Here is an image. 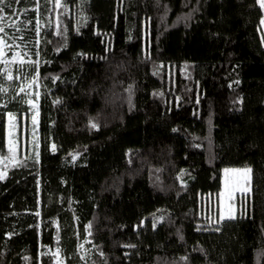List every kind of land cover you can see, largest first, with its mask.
<instances>
[{
  "label": "trees",
  "instance_id": "trees-1",
  "mask_svg": "<svg viewBox=\"0 0 264 264\" xmlns=\"http://www.w3.org/2000/svg\"><path fill=\"white\" fill-rule=\"evenodd\" d=\"M0 8L31 58L12 79L0 62V155L6 111L28 112L19 71L40 84L38 159L0 176V264H264L259 0ZM228 167L251 169L250 192L216 222L204 200Z\"/></svg>",
  "mask_w": 264,
  "mask_h": 264
},
{
  "label": "rangeland",
  "instance_id": "rangeland-1",
  "mask_svg": "<svg viewBox=\"0 0 264 264\" xmlns=\"http://www.w3.org/2000/svg\"><path fill=\"white\" fill-rule=\"evenodd\" d=\"M60 0H55L58 4ZM264 10V8H262ZM22 17L20 13L11 15H0V62L8 72V77L13 72V63H23L30 60L29 52L23 45L25 39L20 32ZM261 36L264 41V16L261 19ZM42 22L37 16L36 31L39 33ZM21 77L18 81L17 93H22L25 98L28 112H22L20 117L16 112L6 111L5 113V146L6 152L0 155V176L6 171L22 163L24 160L38 159L39 155V89L40 84L37 74L31 75L22 68L19 71ZM12 79V78H10ZM15 153L14 160H7L6 157ZM248 167H228L223 170L221 177V188L217 195L205 198L204 211L208 217L219 222L224 217H233L238 210L246 205L247 196L250 192V173L244 171ZM77 249L82 258L87 253V239L79 238ZM57 260H62L58 247L53 249Z\"/></svg>",
  "mask_w": 264,
  "mask_h": 264
},
{
  "label": "snow or ice",
  "instance_id": "snow-or-ice-1",
  "mask_svg": "<svg viewBox=\"0 0 264 264\" xmlns=\"http://www.w3.org/2000/svg\"><path fill=\"white\" fill-rule=\"evenodd\" d=\"M0 2H2V0H0ZM259 3H260V6H261L262 8H264V0H259ZM2 11H3V9L0 8V12H2ZM2 30H3V29H0V31H2ZM9 78H11V77H9ZM92 127H96V125H95V124H92ZM54 148H55V146L53 145V149H54ZM6 159H7V160H14V159H15V153L12 152V155L7 156ZM244 171L250 173V172H251V169H246V170H244ZM0 178H2V177H0Z\"/></svg>",
  "mask_w": 264,
  "mask_h": 264
}]
</instances>
